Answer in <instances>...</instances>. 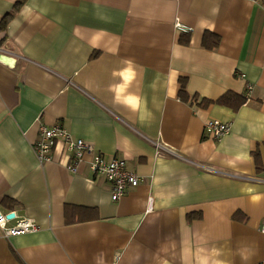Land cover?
Wrapping results in <instances>:
<instances>
[{
    "label": "crops",
    "instance_id": "obj_1",
    "mask_svg": "<svg viewBox=\"0 0 264 264\" xmlns=\"http://www.w3.org/2000/svg\"><path fill=\"white\" fill-rule=\"evenodd\" d=\"M18 2L0 0V211L39 229L0 230V264H264L260 0ZM248 85L235 112L201 105ZM211 119L229 134L206 136ZM55 125L141 184L112 202L89 158L67 170L63 143L40 164L39 128Z\"/></svg>",
    "mask_w": 264,
    "mask_h": 264
},
{
    "label": "built area",
    "instance_id": "obj_2",
    "mask_svg": "<svg viewBox=\"0 0 264 264\" xmlns=\"http://www.w3.org/2000/svg\"><path fill=\"white\" fill-rule=\"evenodd\" d=\"M191 28L181 24H175V32L178 34H188ZM252 86H247L244 97L246 102L249 100V93ZM230 125L217 119H211L204 125V133L209 138L219 140L229 134ZM58 143H63L69 154L70 161L67 164V170L75 174L77 167L89 158L88 167L90 172L105 179L111 187L110 199L112 202L119 201L124 195L138 187L142 179L136 174L130 172L126 163L120 159L108 160L96 152L92 145L84 140L73 137L67 130L60 125L52 127L41 126L39 128L38 139L33 144V151L40 164L52 161L53 152ZM151 208V205L149 206ZM12 215V218L9 216ZM36 223L30 219L20 218L14 211H0V230L5 237H19L32 234L38 231ZM264 233V224L262 226Z\"/></svg>",
    "mask_w": 264,
    "mask_h": 264
},
{
    "label": "trees",
    "instance_id": "obj_3",
    "mask_svg": "<svg viewBox=\"0 0 264 264\" xmlns=\"http://www.w3.org/2000/svg\"><path fill=\"white\" fill-rule=\"evenodd\" d=\"M254 1H257V0H254ZM25 2H26V0H19V2L14 7V11H17L19 8H21L25 4ZM260 2L264 6V0H260ZM6 25H7V18L4 21H2V23L0 24V31L5 30ZM218 43H219V39L216 36L211 35V34H206V36L203 40V45L208 49L209 48L210 49L216 48L218 46ZM179 98L182 101H185V102L188 101V97L185 93L184 83L181 84V89L179 92ZM245 103H246V99L244 96L235 95L233 93H226L225 95H223L221 98H219L215 102H211V101H207V100L201 101V105L208 106L210 104H217L219 106L229 108L233 112L237 111ZM254 163H255L256 171L258 173H260L262 170V166H261V163H260V160L258 157H255ZM66 210H67V212H66V216H67V215H69V211L76 210V208L68 207ZM84 210L88 211V209H84ZM191 219L192 218H190V220ZM66 221L70 222L71 220L67 217Z\"/></svg>",
    "mask_w": 264,
    "mask_h": 264
},
{
    "label": "bare ground",
    "instance_id": "obj_4",
    "mask_svg": "<svg viewBox=\"0 0 264 264\" xmlns=\"http://www.w3.org/2000/svg\"><path fill=\"white\" fill-rule=\"evenodd\" d=\"M1 59L4 60V61L11 62L10 60L5 59L4 57H2Z\"/></svg>",
    "mask_w": 264,
    "mask_h": 264
},
{
    "label": "water",
    "instance_id": "obj_5",
    "mask_svg": "<svg viewBox=\"0 0 264 264\" xmlns=\"http://www.w3.org/2000/svg\"><path fill=\"white\" fill-rule=\"evenodd\" d=\"M12 217H13L12 215L9 216V218H12Z\"/></svg>",
    "mask_w": 264,
    "mask_h": 264
}]
</instances>
